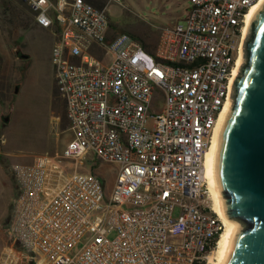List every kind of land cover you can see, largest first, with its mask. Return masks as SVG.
I'll use <instances>...</instances> for the list:
<instances>
[{"label":"built area","instance_id":"obj_1","mask_svg":"<svg viewBox=\"0 0 264 264\" xmlns=\"http://www.w3.org/2000/svg\"><path fill=\"white\" fill-rule=\"evenodd\" d=\"M186 1L184 24L161 29L150 53L130 34L112 37L107 8L22 0L55 36L51 63L74 139L62 153L12 166V247L0 264H25L26 254L49 264L209 260L225 224L213 208L205 156L260 0ZM156 96L165 102L158 114ZM90 153L119 168L108 200L104 180L79 171Z\"/></svg>","mask_w":264,"mask_h":264},{"label":"rangeland","instance_id":"obj_2","mask_svg":"<svg viewBox=\"0 0 264 264\" xmlns=\"http://www.w3.org/2000/svg\"><path fill=\"white\" fill-rule=\"evenodd\" d=\"M5 2L0 0V260L7 248L12 247L8 228L18 194L12 166L31 165L39 155L62 153L74 139L68 120L62 122L64 113L61 114L59 95L56 99L51 63L54 34L38 27L29 9L22 21L7 14L9 7ZM97 2L107 8L112 37L127 33L143 46L154 49L161 29L183 25L189 8L186 0ZM18 53L28 55L29 59H20ZM164 105V100L156 96L151 111L158 114ZM5 117L9 118L7 123ZM153 122L154 118L149 117L147 127L151 128ZM118 169L116 164L99 161L93 153L79 166L80 172L95 173L104 180L107 200ZM114 236L115 233L110 237ZM86 242L87 237L81 246ZM26 257L25 264H49L41 254L35 259L29 254Z\"/></svg>","mask_w":264,"mask_h":264},{"label":"water","instance_id":"obj_3","mask_svg":"<svg viewBox=\"0 0 264 264\" xmlns=\"http://www.w3.org/2000/svg\"><path fill=\"white\" fill-rule=\"evenodd\" d=\"M243 54L215 170L227 217L237 224L226 264H264V7L251 23Z\"/></svg>","mask_w":264,"mask_h":264},{"label":"bare ground","instance_id":"obj_4","mask_svg":"<svg viewBox=\"0 0 264 264\" xmlns=\"http://www.w3.org/2000/svg\"><path fill=\"white\" fill-rule=\"evenodd\" d=\"M264 7V0H260L258 4H256L250 11L248 18H247V26L244 30L243 35V43L240 51V57L237 63V67L234 73V79L232 81V92L235 80L240 74V68L244 64V43L247 39L249 28L251 23L255 17V15ZM232 97L229 98V101L225 105L217 126L214 130V135L211 136V145H208V150L205 156V171L206 177L208 178L210 188L212 190V201H213V208L216 214L224 221L225 229L221 235V238L218 241L217 248L214 250L213 254L209 256L210 264H226L229 257L231 241L234 238L237 232V224L228 219L226 211H225V204L223 197L220 195V190L217 182V173L215 170V152L219 145V140L221 136V132L223 126L230 114V111L233 107Z\"/></svg>","mask_w":264,"mask_h":264},{"label":"trees","instance_id":"obj_5","mask_svg":"<svg viewBox=\"0 0 264 264\" xmlns=\"http://www.w3.org/2000/svg\"><path fill=\"white\" fill-rule=\"evenodd\" d=\"M89 3L93 4L94 6L96 7H99V8H103L104 7V3H98L97 0H88ZM6 4L4 5H7L9 7V10H8V13H10L11 16H14L15 18L19 19L20 21L23 20V18L26 16L27 14V9H29L23 2L22 0H6L5 2ZM30 10V9H29ZM7 11V10H6ZM4 13V14H6ZM30 13L31 15L33 16L34 18V15L32 13V11L30 10ZM145 49L150 52V53H154V48H148L147 45H144ZM57 91V90H56ZM57 95H59V93L57 92L56 94V99H57ZM60 97V96H59ZM59 101H61L62 105H61V114L64 113V116H63V121H66L68 120L67 118V112H66V103L65 101L60 97L58 98ZM66 119V120H65ZM69 124V123H68Z\"/></svg>","mask_w":264,"mask_h":264}]
</instances>
